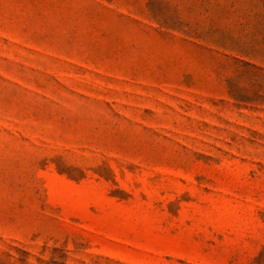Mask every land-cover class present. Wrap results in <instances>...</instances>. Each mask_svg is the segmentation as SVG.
Instances as JSON below:
<instances>
[{
  "label": "rangeland",
  "instance_id": "374dc122",
  "mask_svg": "<svg viewBox=\"0 0 264 264\" xmlns=\"http://www.w3.org/2000/svg\"><path fill=\"white\" fill-rule=\"evenodd\" d=\"M0 264H264V0H0Z\"/></svg>",
  "mask_w": 264,
  "mask_h": 264
}]
</instances>
